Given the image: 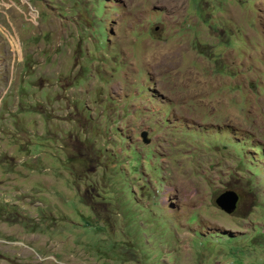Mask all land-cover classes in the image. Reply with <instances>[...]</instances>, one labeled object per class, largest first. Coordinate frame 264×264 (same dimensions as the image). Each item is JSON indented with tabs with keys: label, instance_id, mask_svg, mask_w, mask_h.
Instances as JSON below:
<instances>
[{
	"label": "rangeland",
	"instance_id": "rangeland-1",
	"mask_svg": "<svg viewBox=\"0 0 264 264\" xmlns=\"http://www.w3.org/2000/svg\"><path fill=\"white\" fill-rule=\"evenodd\" d=\"M0 264H264V0H0Z\"/></svg>",
	"mask_w": 264,
	"mask_h": 264
},
{
	"label": "water",
	"instance_id": "water-1",
	"mask_svg": "<svg viewBox=\"0 0 264 264\" xmlns=\"http://www.w3.org/2000/svg\"><path fill=\"white\" fill-rule=\"evenodd\" d=\"M236 203L237 196L233 192H225L216 199V204L228 214L235 210Z\"/></svg>",
	"mask_w": 264,
	"mask_h": 264
}]
</instances>
